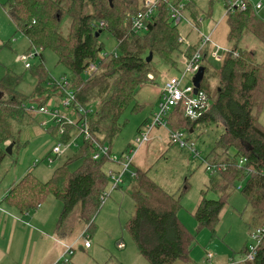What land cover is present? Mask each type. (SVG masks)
Returning <instances> with one entry per match:
<instances>
[{"label": "trees", "instance_id": "1", "mask_svg": "<svg viewBox=\"0 0 264 264\" xmlns=\"http://www.w3.org/2000/svg\"><path fill=\"white\" fill-rule=\"evenodd\" d=\"M141 3L142 0H8L6 3L8 15L18 31L30 40V48L41 50L40 66L33 70L40 83L48 75L42 50L51 49L57 54L58 62L78 76L73 87L77 102L94 108L85 117H80L86 118L92 136L111 148L124 127L122 115L154 71L153 58L147 62L150 52L159 55L171 68L180 70L182 66L179 29L171 22L166 4L160 5L148 31L143 34L130 32L131 15L141 9ZM187 11L188 16L200 25L197 8L191 0L187 2ZM66 18L69 20L67 33L62 27ZM100 19L107 22V28L93 29L91 23ZM227 23V48L230 50L219 70H213L216 85L211 88L205 82L208 65H205L201 83V89L212 100L209 111L193 121L185 116L183 105L178 104L169 114L168 127L194 132L198 124L222 122L224 131L208 153L207 160L226 162L228 167L210 176L195 217L200 228L215 231L231 189L242 182L241 190L254 212V231L264 226V174L261 173L264 125L260 122L264 112V54L259 59V47L254 44L255 48H250L249 40L252 38L264 45V19L249 2L246 10L228 13ZM105 30L121 42L116 53L108 52L103 56L101 52L105 46L99 37ZM198 44L196 40L190 50L196 51ZM90 62H96L97 69L83 80L82 74ZM20 82L21 77L11 72L0 80V162L10 152L11 143L14 147L23 144L20 127L34 123V111L18 90ZM40 83L35 97L49 92L56 95L57 89L47 92ZM48 129L52 136L59 138L57 124ZM71 130L72 127L67 126L66 134L60 136L63 141L70 139ZM228 150L246 156V166L239 167L234 159L228 161ZM93 153V143L85 140L83 146L54 170L49 180L42 181L30 171L11 187L4 200L21 212H29L53 195L63 204L58 230L64 229L62 227L76 207H79L80 222L86 224L88 230L93 229L94 217L104 201L103 192L109 185L104 170L108 157L96 160ZM77 160H83V163L72 170L71 165ZM246 168L251 170L250 174ZM135 173L132 196L136 212L128 220L127 229L140 253L149 264L189 262L195 238L178 214L182 207L181 195L169 193L150 178L147 170L138 168ZM187 189L188 185L184 191ZM210 192L217 198L209 197ZM231 264H264V238L254 260Z\"/></svg>", "mask_w": 264, "mask_h": 264}, {"label": "rangeland", "instance_id": "2", "mask_svg": "<svg viewBox=\"0 0 264 264\" xmlns=\"http://www.w3.org/2000/svg\"><path fill=\"white\" fill-rule=\"evenodd\" d=\"M7 1L0 0V80L8 72L20 76L21 82L18 90L26 98L27 104L33 105L36 109L32 112L34 123L20 127L23 144L16 145L13 152L6 154L0 162V201L2 200L0 212L9 211L7 208L11 206L3 199L5 189L20 180L27 173L29 167L34 168L33 174L40 180L47 181L52 177L54 170L85 143L84 136L80 134L77 127L73 126L70 132L71 137L66 142L71 145L68 147H65L66 144L62 145L64 153L61 157L57 158L53 164H49L46 158L41 160L47 154L49 147L51 148L53 142L56 141L48 129L56 123L51 115L38 112L39 104H47L60 109L63 113L68 114L73 122H76L79 116L73 109L66 110L64 108L62 101L65 94L62 95L58 89L56 95L49 92L41 97L34 96L40 79L33 70L40 66L39 53L41 50L30 48V40L20 30L18 31L16 24L7 13ZM191 1L197 8L199 18H203L201 32L207 36L212 35L218 45L224 48L228 47V0ZM250 1L257 3L261 0ZM262 1L263 8L259 12V16L264 19V0ZM187 13L189 14L186 10ZM62 27L63 32L67 33L69 27L67 18L63 21ZM180 30L187 33L189 29L185 23H182ZM143 33L141 32V34ZM191 35V37L197 36L194 31ZM99 39L105 46L101 55L105 52L118 51V39L112 32L103 31ZM254 44L256 48L260 49L258 56L261 59L264 54V45L262 46L260 42L251 38L249 47L255 48ZM30 51H33L36 57L29 59L31 67L27 68L25 61H21L19 58ZM210 51L208 50V62L205 63L209 68L206 72L205 82L207 81V84L213 88L217 81L213 70H219L222 62L215 61L210 55ZM42 52L45 58L44 68L48 75L40 85L48 92L55 89L56 82L67 80L70 87H65V89L72 90L76 86L78 76L58 62V56L53 50L46 49ZM153 68L154 71L151 74L153 78L148 76V83L140 87L135 100L129 104L121 117L124 127L112 142V151L115 155L121 156L124 152L129 151L131 146H137L136 139L140 133L139 129L147 122L146 119L152 120L153 113L157 110L162 98L161 89L169 77L178 74L177 70L171 68L159 55H153ZM88 78L89 74L83 72L82 79L87 80ZM42 100H45V103L41 104ZM90 109L92 111L94 108ZM45 122L47 125L44 124ZM260 122L264 125V112L260 117ZM167 129L168 127L157 126L151 131L149 140L138 149L129 171L124 177L125 182L110 191L109 196L104 199L101 208L94 217L93 229L88 230V226L81 222L74 225L77 226L78 231L81 228L88 230L87 233L93 247L81 250L80 245L84 243V240H81L75 250L72 264H149V261L140 253L127 229L128 220L136 212V202L132 196L135 183L129 175L130 171L138 168L147 170L150 178L169 193L176 196L181 195L182 207L178 214L195 240L190 253L191 260L175 264H220L226 261L228 264L244 263L245 248L253 243L251 231L255 221L253 220V209L241 190L243 183L241 182L231 189L215 231L207 227L200 228L194 213L200 202L202 191L206 189V184L211 176L206 170L204 161L223 133L224 125L222 122L198 124L194 132H185L189 142L198 148L200 155H196L188 148H181L176 143L170 144V130L167 133ZM61 137L58 138L59 141L62 140ZM107 145L110 147L109 144ZM231 151L238 156L233 150ZM52 156L55 157L53 154ZM36 160L41 161L35 164ZM82 163L83 160L73 162L71 169L76 170ZM112 168L118 169L119 166L108 160L104 165L105 172ZM186 185H188V189L184 191ZM106 190L107 192L110 190V182ZM209 197L217 198V195L210 192ZM45 203L46 206L51 205L54 209L56 208L54 211L56 220L52 229L54 233H57L63 204L53 195H49ZM10 208L12 213L16 212L15 207L11 206ZM77 211H79V207H76L73 213L75 214ZM71 216L73 214L69 216L62 228H67L69 221L73 218ZM59 231L62 232V230ZM119 244H123L125 247L120 249ZM208 253L213 255L211 259L208 258Z\"/></svg>", "mask_w": 264, "mask_h": 264}, {"label": "built area", "instance_id": "3", "mask_svg": "<svg viewBox=\"0 0 264 264\" xmlns=\"http://www.w3.org/2000/svg\"><path fill=\"white\" fill-rule=\"evenodd\" d=\"M187 0H142L141 9L136 13L131 15V25L130 32L141 34V32H146L150 28V23L154 21L159 7L161 4H166L168 7L169 17L171 22L176 25L179 29V41L182 43V50L180 56V62L182 64V69L177 70L178 74L169 77L165 82L162 90V98L158 104L157 110L153 113V118L151 121H147L139 129V136L136 139L137 146H131L129 151L124 152L121 156L115 155L112 151V148L107 144L102 143L100 140L95 139L88 126L86 118H83L91 112V107H86L81 103L77 102V95L74 90H67L65 87H70L67 80L62 82H56L54 86L58 87L62 95L65 94V98L62 101L63 106L66 110L73 109L74 112L82 115L76 122H73L69 115L63 113L60 109L50 107L47 104L39 105L38 112L51 115L55 123L59 126L58 136H64L66 134L67 126H75L80 131V134L84 136L85 140L91 141L94 145L93 158L98 160L102 157H108V160L119 166L118 169L112 168L106 172L109 182L110 190L103 192V199L109 196V192L118 188V186L124 182V177L129 171L131 163L138 151V149L150 138L151 131L157 126L168 127V118L172 109L178 104H182L184 107V114L190 120L200 119L206 112L209 111L212 100L209 95L201 89V86L196 90V85L194 83V77L199 72L202 66H205V62H208V50L210 55L215 59V61L222 62L226 53L230 50L227 47L218 45L212 38V35H205L201 32V25L203 18H199L200 25H197L196 22L186 14L187 10ZM250 0H228L227 2V14L234 13L236 11H244L248 8ZM253 4V3H252ZM254 10L259 14L263 8V1H259L253 4ZM182 23H185L189 29V32L194 31L197 34V39L199 41L198 48L196 51H191L190 48L193 45L189 39V34L184 33L180 30ZM91 26L95 30L106 29L108 24L104 19L94 20L91 23ZM121 40L118 41L120 43ZM37 50V48H35ZM116 53V50L113 51ZM41 53V52H40ZM39 53V54H40ZM108 52L103 54L107 55ZM237 55V53H236ZM36 57L33 51H30L26 54L20 56L19 60L25 61L26 67L30 68L31 63L29 59ZM97 69L96 62H90L85 72L91 75ZM150 78H153V75L149 74ZM30 110L34 111L36 108L32 105L29 106ZM83 118V119H82ZM47 125V122L44 123ZM170 130V144H178L181 148H188L191 152L196 155H200L198 148L194 144L189 142V138L186 137L185 130L177 129ZM186 132V133H185ZM66 142L56 139L53 142L49 152L41 160L45 159L49 164H53L57 158H60L64 153L62 150V145L64 146ZM71 145V144H70ZM66 144L65 147L70 146ZM55 155L54 156H52ZM228 161L233 159L239 167L246 166L248 158L243 155L236 156L231 150H228L226 153ZM41 160H36L35 164H38ZM206 170L211 174H215L221 170H225L228 167L226 162L224 163H213L209 162L207 159L204 161ZM247 174H250L251 170L246 168ZM131 175L134 177L136 173L130 171ZM261 173L264 174V166L261 170ZM88 230L83 231V233L72 243H65L62 254L52 263V264H72V258L77 249V245L81 240H84V247H90V236L87 233ZM251 236L253 238V243L250 246L245 248V257L244 262L252 261L256 258L258 254V247L261 244L264 238V226L257 227L252 231ZM120 247L123 244H119ZM213 255L208 253V258L211 259ZM236 263V262H235Z\"/></svg>", "mask_w": 264, "mask_h": 264}, {"label": "crops", "instance_id": "4", "mask_svg": "<svg viewBox=\"0 0 264 264\" xmlns=\"http://www.w3.org/2000/svg\"><path fill=\"white\" fill-rule=\"evenodd\" d=\"M255 3L253 1V4ZM187 33H190L189 30H187ZM191 36L190 33L189 39L194 44L198 40L197 36ZM146 121L148 120L146 119ZM168 131L169 127L166 132L168 133ZM49 150L50 147L48 152ZM30 171L34 173V168L29 167L27 173ZM132 171L135 172V170ZM129 176L130 178H134L131 173ZM15 183L5 189L3 199ZM45 201L38 208L29 212H21L13 205L11 206L15 207V211L20 214L16 212L12 213L11 206L7 208L9 211L0 212V264H52L62 254L64 244L74 242L85 231L84 228L78 231L77 226H74L80 222L77 211L75 214L72 213L73 216L71 218H73L69 221L67 228H64L62 232L57 228V233H54L52 228L56 220V215H54L56 208L54 209L50 203H48L50 206H46ZM0 203L2 204V200ZM83 245H80L83 251L93 247L92 243L87 248ZM124 247L125 245L122 247L119 245L120 249ZM220 264H228V262Z\"/></svg>", "mask_w": 264, "mask_h": 264}, {"label": "water", "instance_id": "5", "mask_svg": "<svg viewBox=\"0 0 264 264\" xmlns=\"http://www.w3.org/2000/svg\"><path fill=\"white\" fill-rule=\"evenodd\" d=\"M96 35H99V32L96 33ZM153 58V52H150L148 58H147V62H150ZM205 72H206V67L202 66L201 69L199 70V72L196 74V76L194 77V83L196 85V90H198V88L201 86V83L204 79L205 76ZM2 95V93L0 92V96ZM14 144L11 143L9 145V150L11 152L12 148H13Z\"/></svg>", "mask_w": 264, "mask_h": 264}, {"label": "bare ground", "instance_id": "6", "mask_svg": "<svg viewBox=\"0 0 264 264\" xmlns=\"http://www.w3.org/2000/svg\"><path fill=\"white\" fill-rule=\"evenodd\" d=\"M176 130V129H175Z\"/></svg>", "mask_w": 264, "mask_h": 264}]
</instances>
